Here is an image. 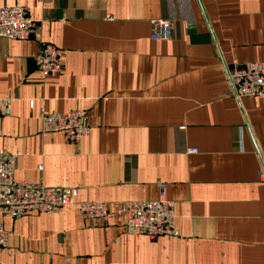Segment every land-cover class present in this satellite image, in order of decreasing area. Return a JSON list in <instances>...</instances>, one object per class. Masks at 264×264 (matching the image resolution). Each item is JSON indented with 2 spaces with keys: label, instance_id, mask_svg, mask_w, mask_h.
<instances>
[{
  "label": "crops",
  "instance_id": "crops-1",
  "mask_svg": "<svg viewBox=\"0 0 264 264\" xmlns=\"http://www.w3.org/2000/svg\"><path fill=\"white\" fill-rule=\"evenodd\" d=\"M41 20L63 53L42 76L37 40L0 38V149L14 178L77 188V202L174 203L177 237L125 232L116 215H0V264H264V100L229 96L228 67L264 63V0H0ZM172 25L149 38L150 21ZM33 101V108L29 102ZM84 110L78 144L42 136L38 108ZM187 150H196L188 154Z\"/></svg>",
  "mask_w": 264,
  "mask_h": 264
},
{
  "label": "built area",
  "instance_id": "built-area-1",
  "mask_svg": "<svg viewBox=\"0 0 264 264\" xmlns=\"http://www.w3.org/2000/svg\"><path fill=\"white\" fill-rule=\"evenodd\" d=\"M41 20L32 19L22 7L0 8V38L10 40H37L39 48L34 59L42 76L61 72L63 53L58 48L40 42ZM172 25L166 20H151L149 38L155 42L170 40ZM229 96L236 101L244 98L264 100V63L232 64L228 67ZM33 101L29 108H33ZM7 109L0 99V112ZM40 133L48 136L60 133L66 142L78 144L89 133L88 113L73 110L66 113H48L38 108ZM196 150H187L188 154ZM16 156L0 149V215L19 218L28 212L57 214L76 204L85 219L105 221L110 213L116 215L125 232L133 237H146L154 243L160 237H177L174 228V203L165 197L167 185L158 184L155 201H128L112 204L101 202H77L78 189L44 187L41 183L28 184L14 178ZM8 233L0 221V250L7 249ZM69 264V263H64Z\"/></svg>",
  "mask_w": 264,
  "mask_h": 264
}]
</instances>
